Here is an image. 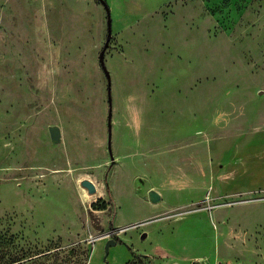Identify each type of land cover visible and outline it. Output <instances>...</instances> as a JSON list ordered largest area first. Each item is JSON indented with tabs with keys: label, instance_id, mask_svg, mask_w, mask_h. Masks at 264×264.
<instances>
[{
	"label": "rangeland",
	"instance_id": "374dc122",
	"mask_svg": "<svg viewBox=\"0 0 264 264\" xmlns=\"http://www.w3.org/2000/svg\"><path fill=\"white\" fill-rule=\"evenodd\" d=\"M22 254L264 264V0H0V264Z\"/></svg>",
	"mask_w": 264,
	"mask_h": 264
},
{
	"label": "water",
	"instance_id": "95a60500",
	"mask_svg": "<svg viewBox=\"0 0 264 264\" xmlns=\"http://www.w3.org/2000/svg\"><path fill=\"white\" fill-rule=\"evenodd\" d=\"M105 5V9H106V13H107V40L109 39L110 35H111V18H110V12H109V8L107 7V5L104 3ZM100 62L103 66V61H102V57L100 54ZM103 68L105 69V67L103 66ZM105 73L107 75V71L105 70ZM48 131H49V135L52 141L54 142H59L61 140V130L60 127L57 125H50L48 127ZM82 185L87 189V191L89 193H94L96 188L95 185L89 180V179H83L82 180ZM148 198L150 201L152 202H157L160 199V195L157 191L155 190H149L148 192ZM144 236V235H142ZM115 241L113 239H108L105 245V251L106 253L108 252L109 249V245L114 244Z\"/></svg>",
	"mask_w": 264,
	"mask_h": 264
},
{
	"label": "trees",
	"instance_id": "16d2710c",
	"mask_svg": "<svg viewBox=\"0 0 264 264\" xmlns=\"http://www.w3.org/2000/svg\"><path fill=\"white\" fill-rule=\"evenodd\" d=\"M96 202H101L99 205H95L97 206L96 207L97 209L105 208L106 203L102 198H98ZM94 204L96 203L93 202L92 205L94 206ZM62 254H63V251H55V252L53 251V252L42 254L40 256H43V255L50 256V257H53V259L57 261L58 257ZM34 258H37V256L31 258V256H26L22 254L20 256L12 257V259H10L9 261L3 262L1 264H30L36 260ZM125 264H130V261H127Z\"/></svg>",
	"mask_w": 264,
	"mask_h": 264
},
{
	"label": "crops",
	"instance_id": "0c3cea01",
	"mask_svg": "<svg viewBox=\"0 0 264 264\" xmlns=\"http://www.w3.org/2000/svg\"><path fill=\"white\" fill-rule=\"evenodd\" d=\"M90 263V262H89Z\"/></svg>",
	"mask_w": 264,
	"mask_h": 264
}]
</instances>
